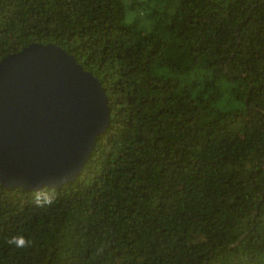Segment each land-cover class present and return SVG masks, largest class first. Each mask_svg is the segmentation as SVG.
Here are the masks:
<instances>
[{
	"label": "trees",
	"instance_id": "obj_1",
	"mask_svg": "<svg viewBox=\"0 0 264 264\" xmlns=\"http://www.w3.org/2000/svg\"><path fill=\"white\" fill-rule=\"evenodd\" d=\"M30 42L110 123L52 206L0 183V264H264V0H0V58Z\"/></svg>",
	"mask_w": 264,
	"mask_h": 264
},
{
	"label": "water",
	"instance_id": "obj_2",
	"mask_svg": "<svg viewBox=\"0 0 264 264\" xmlns=\"http://www.w3.org/2000/svg\"><path fill=\"white\" fill-rule=\"evenodd\" d=\"M106 93L75 56L30 42L0 58V183L58 187L84 168L110 123Z\"/></svg>",
	"mask_w": 264,
	"mask_h": 264
},
{
	"label": "clouds",
	"instance_id": "obj_3",
	"mask_svg": "<svg viewBox=\"0 0 264 264\" xmlns=\"http://www.w3.org/2000/svg\"><path fill=\"white\" fill-rule=\"evenodd\" d=\"M56 197L57 193L54 187L43 186L41 189L34 190L32 202L37 208H47L55 203ZM7 243L14 245L16 248H29L32 246L33 241L22 234H17L9 237Z\"/></svg>",
	"mask_w": 264,
	"mask_h": 264
}]
</instances>
